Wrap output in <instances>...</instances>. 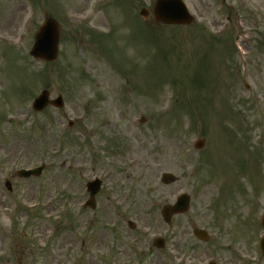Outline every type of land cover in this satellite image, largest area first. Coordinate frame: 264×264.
Wrapping results in <instances>:
<instances>
[{
    "label": "rangeland",
    "instance_id": "374dc122",
    "mask_svg": "<svg viewBox=\"0 0 264 264\" xmlns=\"http://www.w3.org/2000/svg\"><path fill=\"white\" fill-rule=\"evenodd\" d=\"M184 1L194 23L174 28L156 0H0V264H264V0ZM46 17L51 64L29 55ZM43 90L64 108L34 112Z\"/></svg>",
    "mask_w": 264,
    "mask_h": 264
},
{
    "label": "water",
    "instance_id": "95a60500",
    "mask_svg": "<svg viewBox=\"0 0 264 264\" xmlns=\"http://www.w3.org/2000/svg\"><path fill=\"white\" fill-rule=\"evenodd\" d=\"M141 16L147 18L149 13L146 9L141 11ZM154 16L156 22L164 25L171 26H184L189 25L193 21L186 5L182 0H158L154 7ZM60 43V26L52 18H46L44 25L40 28L35 37V42L30 52V56L36 60L44 61L48 63L54 62L58 58ZM50 94L48 91H43L41 95L34 101L33 109L37 112L43 111L48 105H52L56 108H63L64 102L62 97H58L56 100L51 101L49 99ZM203 141H200L197 148H202ZM42 169H38L32 172L23 171L20 175L22 177H30L33 174H40ZM175 177L171 174H165L163 181L165 183L175 182ZM100 183L94 182L89 184V190L91 192V201L89 205L95 207V195L100 190ZM10 189V185L8 184ZM190 208V197L182 195L176 201L173 206H166L162 209V217L165 222L170 223L171 219L175 215L185 214ZM264 228V218L262 222ZM195 236L207 242L209 240L208 234L204 231H196ZM158 249L164 248L163 240H156L154 243ZM261 249L264 254V239L261 242Z\"/></svg>",
    "mask_w": 264,
    "mask_h": 264
}]
</instances>
